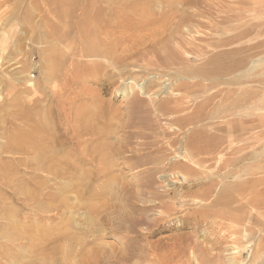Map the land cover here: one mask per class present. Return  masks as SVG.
I'll use <instances>...</instances> for the list:
<instances>
[{
    "label": "bare ground",
    "instance_id": "bare-ground-1",
    "mask_svg": "<svg viewBox=\"0 0 264 264\" xmlns=\"http://www.w3.org/2000/svg\"><path fill=\"white\" fill-rule=\"evenodd\" d=\"M152 1L154 0H143V2L140 1L141 4L131 3V5H127L121 4V0H89L88 4H91L96 12L91 13V9H89L90 13H86L84 19L76 21L75 23L72 22L73 24L70 23L68 15L64 13V10L68 8H65V6L58 8V12L61 16L60 21L58 24L50 26L48 34V38L51 40L50 45L41 53L44 57V59H42L45 62L43 68V82H47V84L50 82L53 84L56 82V79L60 77L59 75L61 74V71L65 72L63 78H67L68 80V78L71 79L72 77L77 78V75L79 76L80 72L89 70V66L81 65L79 64L80 62L77 63L71 59L74 54L69 55V51L63 49L60 50L58 48V46H60L59 43H61V45L64 44L65 46H74L75 49H78L81 56L103 58L104 61L109 62V66L106 65V68L111 67L113 70H121L124 67L133 66V69L134 67H137V70L142 72L147 71L149 72L148 74L154 72V77H151L152 79H146V82H143V85L140 84L137 86V89L134 87H126L123 89L124 97H127V109L131 116H143L149 113L152 114L156 120L166 119L168 121V128H161L162 130L156 132L157 134L154 133L155 135L153 136L138 133L139 138H141L142 141L138 143V146L144 147L145 149L148 147V149H150L156 156L160 155L159 158L155 160L156 163L153 162L152 164L154 165V169L159 171V173L163 172L166 165H169L166 164L167 162L165 163L167 160L166 156L172 155L175 160L173 159L174 163H172V167L170 168L173 171L172 174L176 181L182 180L183 182L190 180L187 178L185 179L186 176L183 171L189 172L188 169H190L191 165L199 166V163H201L200 166L204 168L207 163L212 161H216L214 170L217 169L215 172L217 175L219 172H222L221 170H224V172L220 174V180L230 177L234 180L239 179L242 174L246 173V170L233 169L227 172L226 168L229 166H238L240 162L246 158V155H242V152L248 148L252 149V147H255L256 144L260 142L259 140L261 138H264V131L258 133V130H256L260 127L262 118L260 110L264 108V103L261 102L262 99L259 97V79L256 76L257 67L253 65L255 64L253 59L264 47V39L248 45L243 44L244 46H240L228 53L226 52L227 56L228 54H244V57H241L239 60L233 61L228 65L220 63V57L223 58L224 56H217L216 58L215 55L220 53V51H218L220 50L219 48L225 46L229 47V45L232 46L233 43L235 44V42L245 37V34L261 28L264 23L249 21V25L247 24L248 26L245 28L242 27L243 25H239L229 30L226 29L225 32H221L217 28L220 23L222 24L225 21H231L234 17L241 21L247 19L251 13L256 14L258 10L261 12L264 11V0H233L235 1L233 6H231L232 3L229 6L220 0H216L211 3H205L203 7L204 9H200L199 11L196 10L197 12L193 14L201 19L209 18V16L214 15L216 16V18H214L216 22H212L211 20L204 22L196 18L195 23L189 25L191 20L187 13L185 14L186 16H180L181 21H179V26L180 28L182 26L184 28L185 26L187 33L194 31V29H198V27H205V29L208 28L209 30L211 28V30L216 31L215 34H218L217 38L209 34L210 37L207 36L206 39L205 37L199 39L194 38L192 41H190V39L187 42L179 35L181 32L177 23L174 32H170L171 34L167 38H162V36H164L163 32V35L161 37L159 36L160 39L158 37L155 39L151 38L152 42L148 41L150 43L149 45H146L145 41L140 43L136 42L137 44L133 46V48L118 50L120 46L121 48L127 46L122 44H127L125 41L128 39L126 37L118 38L116 37V33L132 27L128 26L127 28L125 24H122L124 18L127 17V13H129L128 15L131 13L138 16V18H141V20L146 22L147 25H150L152 22L156 23L160 22V20L161 22L164 20L163 29L170 30L173 29L171 26H175L174 24H176L175 22L177 21L175 20L176 15H174L177 8L181 6L180 8L182 11V9L184 10L183 7L186 8L187 6L195 4V1L190 2L189 0H157L160 3L161 1H167L166 3L169 5L170 15H167L166 17L161 16L156 20V18L153 17L149 18L151 16L150 4ZM103 3L105 6L107 4V6L103 7L101 5ZM97 4L99 5L97 6ZM250 6L252 9H249L251 8ZM184 12L188 11L186 10L182 13L184 14ZM227 31H232L234 34H228ZM74 33H76L75 38L71 37ZM207 38L213 40L208 45H211L214 50L218 51H211L212 55H214L213 57H215L213 59L204 58L206 56L203 57V54H206L207 52L203 50L205 47L201 46H203V42L206 44L208 43ZM197 41L199 43L202 42L201 46L196 43ZM179 51H182L187 56L181 54ZM221 53L225 54V52ZM180 54L181 56L184 55V57H181ZM199 57L200 62L202 61L201 65L191 66L189 64V62L194 61L195 58L198 59ZM249 60H252L253 63L248 66L250 63L248 62ZM224 62L227 61L224 60ZM180 64H183V67L179 66ZM99 65V63L94 64L95 71L98 69L97 67H99ZM69 66L72 67L71 70L68 69ZM92 66L93 65H90V67ZM243 68H247L248 70L247 74L249 78H246V81L250 84L247 87L238 86V88H233V86L242 83L241 81L245 77L244 70L241 72V69ZM148 70L152 71L150 72ZM238 72L239 74H236ZM111 74H113V72ZM224 74H233L234 76L232 78L230 77L231 79L222 78ZM164 78L167 79L163 81L160 80ZM226 85H229L230 87H226ZM31 87L35 90V88L40 87V85L35 86L33 84ZM156 88H160V90H155ZM151 92L153 95H159L158 97L163 95V93H166V96L164 95L165 97L159 100L151 97ZM159 92L160 94H158ZM145 94L149 96V100L142 97ZM35 101L37 100L30 99V101H25L17 98L8 102V107L0 110V264H103V260H105V258H103L105 251L103 250L104 246L100 243H96V238L98 237V234L100 236L103 231L100 226H105L106 222L113 221V217H110L112 209L106 208L109 206L108 203L105 202L106 200L104 201V204L96 202L98 199L104 198V196L101 197L95 194H86L83 191V187L88 188V181H85L88 177L86 178L85 176H82V178L76 176V172L82 167V163L76 162L77 160L74 156L75 153L73 149H63V140L60 138L58 140L56 137L57 134H55L54 127L57 122L56 120H59L57 117H61V110L55 112L51 107L41 105V103L45 104L43 103L44 100H40V103L38 104H35ZM88 109L89 108H83L78 110L80 118L73 123V129L68 125L69 127L67 129L72 131V138H77V135H79L83 129L87 130V128L94 130L95 132L97 131L99 135L98 140L107 138L111 132H107L106 129L103 128L108 126V124L105 123L107 125H103L102 128L100 127L99 129L94 123L90 127L89 125L91 123L89 121H91V116L89 118L86 115ZM89 111L91 113L93 110L91 111L90 109ZM88 122L90 124H86ZM82 123L84 125H82L83 127H80ZM143 123L142 118L139 117L137 119H130V121L128 120L127 126L130 125L131 127L140 130L143 129ZM197 124H199V126ZM92 126L95 127L92 128ZM182 129H185V136L183 137H181L182 135L180 136V134H182L180 130ZM244 134L251 135H248V140L250 141L251 139L250 145H244L241 143L247 138H242ZM80 137L81 134L79 138ZM145 140L151 142L147 145V141ZM162 140H165V147L159 146ZM225 142L228 144L225 145ZM107 143L100 142L90 151L81 150V155L90 159L91 156L97 157L96 159L92 158L89 160L90 162L92 161V164L98 160V163L94 164L97 170L92 175L95 177L103 176V178L108 176L102 183V188L106 191V195L111 196L112 198L116 195L114 193H116L117 189V179L115 178L116 176L113 177V174L109 175L113 168V159L110 158L107 150L111 151L110 148L112 149L113 147ZM103 151H105V154H102ZM257 153L258 151L254 148L253 154L249 153L248 155L250 156L248 157L256 158L258 157ZM94 154L97 156H94ZM225 154L231 156L235 155L237 158L229 164L228 160L222 159ZM163 156L164 158H162ZM157 162L160 167L157 166ZM20 163L24 166L27 164L29 166L33 165L32 169L34 173H37L35 175L37 177H39V173H41L47 174L54 180L68 179L71 180V182L72 180L75 182L64 183L59 187L57 186L58 188L55 192H50L49 188L44 186V183H41L40 185H32L25 179H19ZM144 164H146V159L140 157L138 159V166L140 167ZM25 168H27V166L24 167V169ZM254 170L249 171L248 173H253ZM137 173L138 175H148L144 170H141V168ZM247 177L249 178L250 176ZM261 179L253 178L244 183L241 182V184H229L227 186H223L222 184L224 188L223 190L221 189V193L226 194V191L228 190H235L240 194V190H244L245 186H248L250 191H252L251 187L257 186L264 181ZM191 181L192 180H190V182ZM194 184L195 183H192L191 186ZM78 185L80 188H78ZM139 185L140 184H138V186ZM199 185H206L208 188L207 191H209L216 184L214 183V180L210 178L207 181H200ZM68 190L71 191L70 195L74 196L75 202H73L67 194ZM7 194L8 197H6ZM20 197L22 198L20 199ZM209 198L210 195L208 198H205L204 201ZM221 198L222 197L219 196L217 200L215 197V207L218 206V204H221ZM84 200L86 201L84 202ZM17 202H19V204ZM248 202L251 205L255 202V199ZM22 210L31 211L33 212V215L28 218L22 217ZM79 210H83V220L77 214ZM121 210L122 209L117 211ZM210 211L217 210L211 209ZM198 212H196L195 215H201V212ZM233 213L231 212V214ZM206 214L208 219L211 218L210 212ZM213 214L217 215V212H211V215ZM61 216L64 217L55 221V219ZM223 216L225 215L222 212H218V218H222ZM53 217L55 218L51 221ZM52 222L56 223L53 225ZM119 223L121 226V222ZM239 225L241 224L239 223ZM245 230H247V228H245ZM235 233H237V231H235ZM234 240L237 239L234 238ZM259 248H256V251ZM110 258H112V261L107 264H118L122 261L119 256H113ZM158 259L160 260V258ZM160 261L166 260L164 259ZM228 264L234 263L229 262Z\"/></svg>",
    "mask_w": 264,
    "mask_h": 264
},
{
    "label": "rangeland",
    "instance_id": "rangeland-1",
    "mask_svg": "<svg viewBox=\"0 0 264 264\" xmlns=\"http://www.w3.org/2000/svg\"><path fill=\"white\" fill-rule=\"evenodd\" d=\"M140 1L143 2V0H139V2L138 0H121L120 3L127 5H131V3L141 4ZM189 1H195V4L192 6H187L186 8L183 7L184 10L182 9V11L180 8L181 6L177 8V11L174 13V15H176L177 17H175V20L177 21L175 22L176 24H174L175 26H171L173 29L170 30L163 29L164 20H162V22L161 20L160 22L156 23L152 22L150 23V25H147L146 22L142 21L141 18H138V16H135L131 13L130 15H128L129 13H127V17L124 18L122 24H125L127 28L128 26L132 27L116 33V37H126L128 39H125L127 40L125 41V43L127 44H122L127 46H123L122 48L120 46L118 50L133 48V46H135L137 43L143 41L146 42V45H149V42H152V39H155L156 37L160 39V37L163 35V32L164 36H162V38H167L171 33L174 32L177 23L179 26V21H181L180 18L183 17V15H185L186 13L191 20L189 25H193L196 18L204 22L210 20L212 22H216L214 19L216 18V16L214 15L204 19L198 18L193 15L200 9H204L203 7L205 3H211L212 1L216 0ZM220 1L229 6L232 3L231 6H233V3L236 0H228L229 2L227 0ZM166 2L167 1H161L160 3L157 0L152 1L150 4L151 16L149 15L150 17H148H153L158 20L161 16H169V5H167ZM88 3L89 0H0V110L8 107V102L17 98L25 101H30V99L37 100L35 101V104L40 103V100H44L43 103L45 104L41 103V105L51 107V109H53L55 112L61 110V117H57V119L59 120H56L57 122L55 123L54 127L55 134H57L56 137L58 140L59 138L63 140V142L61 141L63 144V149H73L75 153L74 156L77 160L76 162L82 163V167L78 169V171L76 172V176H85L86 178L88 177L85 181H88L89 184L88 188L83 187L84 190H82L86 194L89 193L101 197L104 196V198H100L96 202L100 204H104L105 202H107L109 206L106 208L112 209L110 217H113V221L106 222L105 226H100V228H102L101 230L103 231L101 232L100 236L98 234V237L96 238V243H100L102 246H104L103 250L105 251L103 254V258H105V260H103V264H107L108 262L112 261V258L110 257L113 256L121 257L122 261H120V263L118 264H217V262L218 264H228L229 262H233L234 264H264V181H262L263 183L261 182L257 186L251 187L252 191H250V188L248 186H245L244 190H240V194H238L235 190H228L226 191V194L221 193L224 185L227 186L229 184H241V182L244 183L247 180L253 178H262L261 180H264V138H261L259 140L260 142L257 143L255 147H252V149L248 148L242 152V155H246V158L244 157L245 159H243V161H241L238 166H229L226 168L227 172L233 169L246 170L247 174H242L240 176L241 179L239 178L240 180H234L231 177L223 179L224 181L220 180V174L223 173L224 170H221L222 172H219V174L217 175L215 173L217 169L214 170L216 161H212L210 163H207L204 168L200 166L201 163H199V166L191 165L190 169H188L189 172L183 171L186 176L185 179H190L192 180L191 182L190 180H186L183 182L182 180L176 181L174 179L175 177H173L174 175L172 174L173 171L170 168L172 167V163H174L173 161L175 160L172 155L166 156L167 160L165 161V163L167 162L166 164L169 165H166L164 170L165 172L163 171L159 173V171L154 169V165L152 164L153 162L156 163L155 160L158 159L160 155L156 156L150 149H148V147L145 149L144 147L138 146V143L142 142L141 138H139L138 133L144 135L148 134L147 136H153L157 134L156 132L161 131L164 127V129H166V127L168 128V121L166 119L156 120L155 117L149 113L145 114L146 117L145 115L131 116V114H129L130 112L127 109V97H124L123 94L124 88L134 87L137 89V86H139L140 84L143 85L146 82V79H152L154 77L153 74H155L154 72H151L152 70H148L151 72V74H148L149 72L147 71L142 72L137 70V67H134L133 69V66L124 67L121 70H113V68L111 67L106 68V65L109 66V62L104 61L103 58L81 56V54L78 52V49H75L74 46H65L64 44L61 45V43H59L60 46H57L60 50L63 49L69 51V55L74 54V56L71 58L74 62H80L79 64L81 65L89 66V70L83 71L88 73L80 72L79 76L77 75V78L72 77L71 79L68 78L67 80V78H63V74H65V72L61 71V74L59 75L60 77H58V79H56V82H54L53 84H51L50 82H48L49 84H47V82H43V68L45 62L43 61L44 57L41 53L50 45L51 40L48 38L50 26L58 24L60 21L61 16L58 12V8H61L63 6H65V8H68L64 10V13L68 15L70 23H75L76 21L84 19L86 13H90L89 9H91V13L96 12L94 11L93 6ZM98 5L99 4H97V6ZM101 5L103 7L107 6V4L105 6L104 3ZM249 9H252V7ZM186 10L188 12H184L183 14L182 12ZM249 21L264 23V11L261 12L260 10H258L256 14L251 13L247 19H243L241 21H239L238 18L234 17L231 19V21H225L222 24L220 23L217 29L221 32H225L226 29L229 30L239 25H243L242 27L245 28L249 25ZM179 30L181 32L179 33V35L183 40H186L187 42L190 39V41H192L194 38L199 39L205 37L206 39V37H210V35L215 38L218 37V34H215L216 31L211 30V28L208 30V28L205 29V27H198V29H194L195 32L192 31L190 33H187L185 26L184 28L182 26ZM227 33L232 34L233 32L227 31ZM249 33L245 34V37L235 42V44L233 43L232 46L229 45V47L225 46L221 47L222 49L219 48L220 50L218 51H220V53L215 55V57L217 58V56H224V59L220 57L221 64L228 65L231 62L237 61L239 60V58L244 57V54H228L227 56L226 54L229 51L234 50L240 46L263 40L264 25L258 30H253ZM71 37L75 38L76 33H74V35H71ZM207 40V44L201 42L203 46H201V43H199L198 41L196 43L200 44L201 47H205L203 50H205L207 53L203 54V57L206 56L204 58L213 59L215 57H213L214 55H212V52L218 51L214 50L211 45H208L213 40H209V38H207ZM179 52L187 56L182 51ZM221 52H225V54H222ZM184 55H182L181 57H184ZM195 60L189 62V64L191 66H199L202 64V61L200 62V57L198 59L195 58ZM224 60L227 62H224ZM248 62H250L248 66L252 65V63L255 62V64L253 65L257 67L256 76L259 79V97L260 99H262L261 102L264 103V47L260 51V53L253 59V62L252 60H249ZM97 63H99L100 65L95 71L94 64ZM90 65L93 66L90 67ZM179 66L183 67V64H180ZM68 69L71 70L72 67L69 66ZM120 71H122L123 73ZM242 71L245 73V77L241 81L242 83L233 86V88H238V86L247 87L250 84L248 83V81H246V78H249L247 74V68L241 69V72ZM112 72L113 74H111ZM236 74H239V72ZM233 76V74H224L222 78L231 79ZM166 79L167 78L160 80L163 81ZM30 83L32 85L34 84L35 86L40 85V87H36L35 90H33ZM226 87L230 86L226 85ZM31 88L33 91L31 90ZM155 90H160V88H156ZM147 94L143 95L142 97L146 100H149V96ZM150 94H152V92ZM158 94H160V92ZM165 94L166 93H163V95H161L160 97H158L159 95L152 94L151 97L160 100L161 98L166 96ZM83 108H89L86 112V115L89 118L91 116L92 122L89 121L91 124L89 122L86 124H90V127L91 125H93V123L98 129L100 127L102 128L103 125L106 126L108 124V126L103 128L106 129L107 132H111V134L107 138L98 140L99 135L97 131L95 132L94 130L88 128L87 130L83 129L80 132V138L82 140L79 138L80 134L77 135L78 139L72 138V131L67 128L71 126V129H73V123L80 118L78 110ZM90 109L91 111L93 110L91 113L89 111ZM260 114L262 118L260 127L256 129L258 130V133L264 131V108L260 110ZM139 117L142 118V123L144 121V123L142 124L143 129L138 130V128L131 127L130 125L127 126L128 120L130 121V119H137ZM152 118L154 121L152 120ZM155 123L157 124V126ZM82 125L84 124L82 123L80 127H83ZM197 125L199 126V124ZM95 126H92V128ZM18 127L21 128L20 126ZM6 130L9 131L8 129ZM184 130H180L182 132V134H180V136L182 135L181 137L185 136ZM248 135L249 134H244L242 136V138L247 137L246 139L243 138L244 140L241 142L244 145H250L251 143V139L250 141L248 140ZM145 141H147V145L151 142L149 140ZM100 142H108L107 144H109L110 146L112 145L113 147L112 149L110 148L111 151L107 150L110 158L113 159V168L111 170V174L109 175L113 174V177L116 176L115 178L117 179V189L116 193H114L116 195L112 198L111 196H107L106 191L102 188V183L107 179L108 176L103 178V176L95 177L92 175L97 170L94 164H97L98 160L93 164L92 161L90 162L89 160H91L92 158L96 159L97 157L91 156L90 159L86 156L81 155V150L90 151L96 144ZM165 144V140H162L159 146L165 147ZM226 144L228 143L225 142V145ZM254 148H256V151H258V157H256L257 159L248 157L250 156L248 155L249 153L253 154ZM102 154H105V151H103ZM94 156L97 155L94 154ZM140 157H144L146 159V164L139 167L138 159ZM162 158H164V156ZM235 158H237L235 155L231 156L229 154H225L222 157V159L228 160L229 164L232 163ZM20 164L22 167L20 166ZM20 164L19 179H25L32 185H40L41 183H44V186L49 188L50 192H55L60 185L71 182V180L68 179L54 180L51 179V177L47 174L41 173H39V177H37L35 176L37 173H34L32 169L33 165L29 166L28 162V164L26 165L27 168L24 169V167L26 166H24L22 163ZM253 165L255 167V170L257 171L254 170ZM157 166H159L158 162ZM140 168L141 170H144L148 175H138L137 172L140 170ZM168 170L171 171L169 172ZM252 170H254L253 173H248ZM247 176L250 177L248 178ZM117 177L120 179V182ZM208 178H212L214 180V183L216 184V187L214 186L209 191H207L208 188L206 185H199L200 181H207L209 180ZM73 182L75 181L72 180L71 183ZM192 183L195 184L191 186ZM138 184L140 185L138 186ZM78 188H80L79 185ZM70 193L71 191L68 190L67 194L70 196L73 202H75L74 196L70 195ZM209 195L210 198L204 201V199L208 198ZM219 196L222 197L220 202L221 204H218V206L215 207L214 205L216 203L214 199L216 197L218 200ZM6 197H8V194ZM201 197L203 200L201 199ZM21 198L22 197H20V199ZM252 199H255V202L250 205L248 201ZM85 201L86 200H84V202ZM17 203L19 204V202ZM119 208L122 210L117 211L120 210ZM211 209L217 211H210ZM198 211L201 212V215H195V213ZM208 212H210L211 217L209 219L206 214ZM211 212H217V215L218 212H222L227 217L223 216L224 218H218L216 214L211 215ZM231 212L234 213L231 214ZM32 213L33 212L31 211L22 210L21 215L22 217L28 218L33 215ZM77 214L80 216V218L84 216L83 210H79ZM62 217L64 216L58 217L57 219H55V221L60 220ZM54 218L55 217H53L51 221ZM119 222H121V226ZM52 223L54 225L56 222ZM239 223L241 225H239ZM245 228H247V230H245ZM235 231H237V233H235ZM234 238L237 240H234ZM256 248L259 249L256 251ZM158 258H160V260L165 259L166 261H160Z\"/></svg>",
    "mask_w": 264,
    "mask_h": 264
}]
</instances>
